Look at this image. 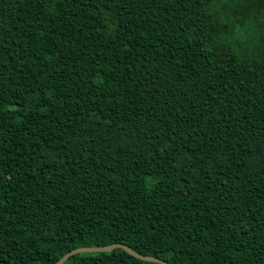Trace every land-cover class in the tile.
I'll return each mask as SVG.
<instances>
[{"label": "trees", "instance_id": "obj_1", "mask_svg": "<svg viewBox=\"0 0 264 264\" xmlns=\"http://www.w3.org/2000/svg\"><path fill=\"white\" fill-rule=\"evenodd\" d=\"M109 243L264 264V0H0V264Z\"/></svg>", "mask_w": 264, "mask_h": 264}, {"label": "water", "instance_id": "obj_2", "mask_svg": "<svg viewBox=\"0 0 264 264\" xmlns=\"http://www.w3.org/2000/svg\"><path fill=\"white\" fill-rule=\"evenodd\" d=\"M114 247H119L122 250H124L125 252H127L128 254H130V255H132V256H134L136 258H139V259L153 261V262H157L159 264H167L162 259L155 258V257L149 256V255H142V254L136 253L130 247H128L127 245L122 244V243H109V244L101 245V246H80V247H75V248L65 252L64 254H62L53 264H62V262L69 255L77 253V252L109 251V250H111Z\"/></svg>", "mask_w": 264, "mask_h": 264}]
</instances>
